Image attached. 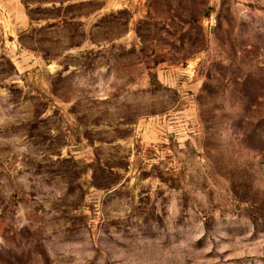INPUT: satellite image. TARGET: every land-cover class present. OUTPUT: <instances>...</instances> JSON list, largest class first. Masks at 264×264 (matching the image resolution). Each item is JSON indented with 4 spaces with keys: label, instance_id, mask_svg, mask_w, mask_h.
Returning <instances> with one entry per match:
<instances>
[{
    "label": "rangeland",
    "instance_id": "obj_1",
    "mask_svg": "<svg viewBox=\"0 0 264 264\" xmlns=\"http://www.w3.org/2000/svg\"><path fill=\"white\" fill-rule=\"evenodd\" d=\"M0 264H264V0H0Z\"/></svg>",
    "mask_w": 264,
    "mask_h": 264
}]
</instances>
